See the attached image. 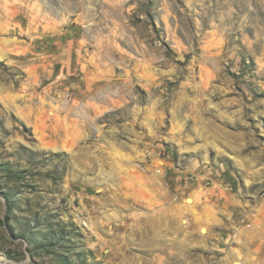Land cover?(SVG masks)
Wrapping results in <instances>:
<instances>
[{
    "label": "rangeland",
    "instance_id": "1",
    "mask_svg": "<svg viewBox=\"0 0 264 264\" xmlns=\"http://www.w3.org/2000/svg\"><path fill=\"white\" fill-rule=\"evenodd\" d=\"M229 7L0 0V264H264V58Z\"/></svg>",
    "mask_w": 264,
    "mask_h": 264
},
{
    "label": "clouds",
    "instance_id": "2",
    "mask_svg": "<svg viewBox=\"0 0 264 264\" xmlns=\"http://www.w3.org/2000/svg\"><path fill=\"white\" fill-rule=\"evenodd\" d=\"M230 7L227 11H225L220 19L226 22V31L229 34L239 33L243 35L245 31H252V39H249L248 36H244V44L247 46V49L253 54L259 52L260 57L264 58V0H228ZM231 4H235L236 7H231ZM213 29H215V23L212 24ZM239 38V37H237ZM253 45L256 47L253 48ZM241 52L242 49H228L224 56H220L219 52H217V58L212 61L213 66L216 71L221 70V65L227 63V59L225 57L230 55H236L237 52ZM239 57H237L238 59ZM135 100V97H132ZM166 106L161 107V113L165 110ZM139 111L138 106L135 109ZM159 116V113H158ZM36 151L37 149H33ZM43 155V154H42ZM73 156L82 155V153L77 152L73 153ZM46 167L49 169H55L57 171H63L65 166L69 163V161L61 154L49 153L45 157ZM65 191H68L65 188ZM2 199V198H0ZM63 219H67L66 217H62ZM24 249H31V243L26 241L24 244ZM22 249L23 258L18 261L8 260L7 264H41V261L44 259L43 254L40 255L39 258L35 257L31 254L30 251H25ZM4 250L0 249V258H4L3 256Z\"/></svg>",
    "mask_w": 264,
    "mask_h": 264
},
{
    "label": "crops",
    "instance_id": "3",
    "mask_svg": "<svg viewBox=\"0 0 264 264\" xmlns=\"http://www.w3.org/2000/svg\"><path fill=\"white\" fill-rule=\"evenodd\" d=\"M249 236L251 241H254L255 248L264 249V226H258L256 230L250 233Z\"/></svg>",
    "mask_w": 264,
    "mask_h": 264
},
{
    "label": "bare ground",
    "instance_id": "4",
    "mask_svg": "<svg viewBox=\"0 0 264 264\" xmlns=\"http://www.w3.org/2000/svg\"><path fill=\"white\" fill-rule=\"evenodd\" d=\"M190 202L192 203V199H190ZM204 232H206V229H204ZM237 264H240V263H237Z\"/></svg>",
    "mask_w": 264,
    "mask_h": 264
}]
</instances>
